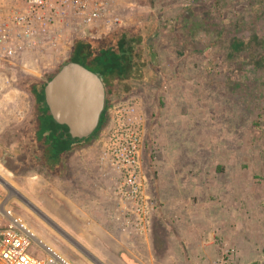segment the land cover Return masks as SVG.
I'll return each instance as SVG.
<instances>
[{
	"label": "rangeland",
	"instance_id": "1",
	"mask_svg": "<svg viewBox=\"0 0 264 264\" xmlns=\"http://www.w3.org/2000/svg\"><path fill=\"white\" fill-rule=\"evenodd\" d=\"M117 9L114 28L135 37L138 67L113 103H132L140 116L141 165L155 202L144 231L122 230L97 173L108 108L97 132L67 143L57 164L0 154V198L75 264H202L206 256L212 264L226 248L239 264L220 234L230 207L238 214L248 205L262 222L264 0H123ZM77 29L36 66L10 68L44 80L73 62L75 40L113 30ZM0 86V110L28 106L24 94H2L15 90L12 82ZM259 238L264 264V231Z\"/></svg>",
	"mask_w": 264,
	"mask_h": 264
},
{
	"label": "built area",
	"instance_id": "2",
	"mask_svg": "<svg viewBox=\"0 0 264 264\" xmlns=\"http://www.w3.org/2000/svg\"><path fill=\"white\" fill-rule=\"evenodd\" d=\"M114 1L25 0L18 9L0 6V73L18 64L23 68L36 66L39 57L57 49L59 37H68L77 28L121 24L120 16L111 10ZM1 78L8 82L3 75ZM108 109L107 137L97 154V173L122 230L131 228L141 233L155 210V202L141 165L139 112L127 101L113 103ZM21 223L0 198V264H75ZM232 256V250L226 248L212 264H236Z\"/></svg>",
	"mask_w": 264,
	"mask_h": 264
},
{
	"label": "crops",
	"instance_id": "3",
	"mask_svg": "<svg viewBox=\"0 0 264 264\" xmlns=\"http://www.w3.org/2000/svg\"><path fill=\"white\" fill-rule=\"evenodd\" d=\"M24 1L25 0H0V6L18 9L23 6ZM130 1L132 3V0ZM122 2L123 0H115L113 2L111 6L112 13H118L117 6ZM90 27H94V29L97 30L102 29L99 33L104 34L113 29L115 25L110 28H99L95 25ZM72 34H76V30L72 32ZM15 67H22V65L18 64ZM10 70V67L3 69L0 73V82H2V75L8 79V82H12L13 74L10 73ZM13 86L15 88L14 91H5L2 94H10V92L13 95L24 94L29 97L28 106H17L11 107L8 110H0V154L16 156L15 160L19 164H22L20 156L23 155L28 157L29 155L32 156V154H35V157L38 156L36 159L41 160L40 162H42V157L54 162L53 160L55 157L52 151L53 148L57 146L58 142L53 135V129L48 123L49 118L47 119L45 116H42L43 114L37 112L36 108L33 107L34 102L30 95L31 93L17 85ZM0 88L3 87L0 86ZM55 134L57 135V131ZM23 162L26 163L28 161L23 160ZM106 200L113 204L107 196ZM238 207H240L238 208L240 214L234 213L236 211L235 206L234 208L230 207L228 209L229 213L226 219L227 226L225 231L220 235L226 237V240L234 246V261H237L239 264H262V251L260 247H258V242L260 239L259 236L262 234V231H264V205H262V222L257 220L256 215L248 211V205H239ZM214 246H216V249L219 248L218 243ZM246 246L247 250H245ZM202 264H210V257L206 256Z\"/></svg>",
	"mask_w": 264,
	"mask_h": 264
},
{
	"label": "trees",
	"instance_id": "4",
	"mask_svg": "<svg viewBox=\"0 0 264 264\" xmlns=\"http://www.w3.org/2000/svg\"><path fill=\"white\" fill-rule=\"evenodd\" d=\"M135 42V37L131 32L128 33L126 28H114L98 40H75L69 58L71 61L84 66L98 76L106 88V94H109V104H111L124 94H128L124 90L123 83L128 78L133 81L131 74L134 67H136V70L138 67V60L132 56V50L136 47ZM10 73L13 74V85H17L31 93L30 95L34 102L33 107L36 108L37 112L43 114L42 116H45V118L54 121L45 104L44 87L55 73L44 78V80H31L29 76L23 74L18 69H11ZM59 126L62 129L59 132L57 131V135L53 130V135L58 142L52 151L55 157L53 161L56 160L57 155L61 151L67 148V143L69 142H65V140L72 139L69 136L67 126L64 124H59ZM32 156H35V154H32Z\"/></svg>",
	"mask_w": 264,
	"mask_h": 264
},
{
	"label": "water",
	"instance_id": "5",
	"mask_svg": "<svg viewBox=\"0 0 264 264\" xmlns=\"http://www.w3.org/2000/svg\"><path fill=\"white\" fill-rule=\"evenodd\" d=\"M105 91L95 73L72 62L47 82L44 99L52 119L66 125L72 139H83L98 123Z\"/></svg>",
	"mask_w": 264,
	"mask_h": 264
},
{
	"label": "flooded vegetation",
	"instance_id": "6",
	"mask_svg": "<svg viewBox=\"0 0 264 264\" xmlns=\"http://www.w3.org/2000/svg\"><path fill=\"white\" fill-rule=\"evenodd\" d=\"M105 90H106V88H105ZM106 92V91H105ZM108 95L109 94H105V101H104V104H103V108H102V110L103 111H101V112H103V113H100V116H99V119H98V123H97V125H96V127H95V129H94V131L90 134V135H88L87 137H85V138H83V139H66L65 140V142H77V143H79V142H81V141H88L89 140V138H91L92 137V135L95 133V132H97V129H98V127L100 126V124L102 123V121H103V119L105 118V113L107 112V108H109V106L111 105V104H109L110 103V99L108 98ZM109 99V100H108ZM48 123H49V125L51 126V128H53V130L56 132V131H58L59 132V130L60 129H62L60 126H59V124L58 123H55L54 121H51L50 119L48 120ZM63 141V140H62ZM56 161H54V163H55ZM55 164H57V162L55 163Z\"/></svg>",
	"mask_w": 264,
	"mask_h": 264
},
{
	"label": "bare ground",
	"instance_id": "7",
	"mask_svg": "<svg viewBox=\"0 0 264 264\" xmlns=\"http://www.w3.org/2000/svg\"><path fill=\"white\" fill-rule=\"evenodd\" d=\"M25 228H28L23 222L21 223ZM28 230L34 235L36 236V234L30 229L28 228ZM45 243V242H44ZM48 245V244H47Z\"/></svg>",
	"mask_w": 264,
	"mask_h": 264
}]
</instances>
